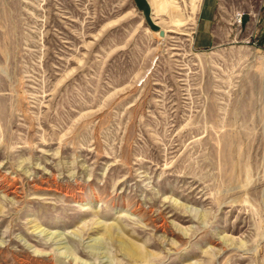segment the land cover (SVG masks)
Masks as SVG:
<instances>
[{"label": "rangeland", "instance_id": "obj_1", "mask_svg": "<svg viewBox=\"0 0 264 264\" xmlns=\"http://www.w3.org/2000/svg\"><path fill=\"white\" fill-rule=\"evenodd\" d=\"M0 264H264V0H0Z\"/></svg>", "mask_w": 264, "mask_h": 264}, {"label": "crops", "instance_id": "obj_2", "mask_svg": "<svg viewBox=\"0 0 264 264\" xmlns=\"http://www.w3.org/2000/svg\"><path fill=\"white\" fill-rule=\"evenodd\" d=\"M211 3L209 2V4H206L205 6H204V9L206 10V11H209L210 9H212V6L210 5Z\"/></svg>", "mask_w": 264, "mask_h": 264}, {"label": "water", "instance_id": "obj_3", "mask_svg": "<svg viewBox=\"0 0 264 264\" xmlns=\"http://www.w3.org/2000/svg\"><path fill=\"white\" fill-rule=\"evenodd\" d=\"M245 18H246V16H245Z\"/></svg>", "mask_w": 264, "mask_h": 264}]
</instances>
